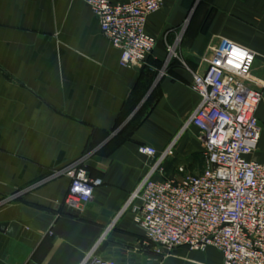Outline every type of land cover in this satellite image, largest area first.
<instances>
[{
  "label": "crops",
  "instance_id": "1",
  "mask_svg": "<svg viewBox=\"0 0 264 264\" xmlns=\"http://www.w3.org/2000/svg\"><path fill=\"white\" fill-rule=\"evenodd\" d=\"M188 9L185 0H165L148 19L153 53L123 66L83 0H0V222L17 224L13 234L0 231V264H82L91 253L117 264H223L212 248L173 253L147 244L136 222L143 202L133 195L160 158L141 145L160 155L171 149L155 177L206 167L191 172L204 149L189 124L200 102L191 83L222 39L256 53L248 84L263 100L251 159L264 161V0H212L209 27L171 62L168 45ZM83 158L103 185L79 210L65 205L71 180L60 173Z\"/></svg>",
  "mask_w": 264,
  "mask_h": 264
},
{
  "label": "built area",
  "instance_id": "2",
  "mask_svg": "<svg viewBox=\"0 0 264 264\" xmlns=\"http://www.w3.org/2000/svg\"><path fill=\"white\" fill-rule=\"evenodd\" d=\"M83 1L97 16L103 35L120 51L123 66L147 62L158 41L147 29L148 19L165 0ZM209 49L206 69L193 72L191 87L200 102L189 120L199 129L206 167L181 179H158L155 175L164 173L162 163L171 149L160 155L156 147L141 145L142 154L160 158L133 195L143 202L136 222L147 244L190 251L213 247L223 264H264V161L251 159L261 139L257 111L263 92L248 84L256 53L227 39ZM174 50L168 45L171 56H177ZM64 171L71 180L65 205L81 210L103 179L92 177L84 165ZM82 264L117 262L90 254Z\"/></svg>",
  "mask_w": 264,
  "mask_h": 264
},
{
  "label": "rangeland",
  "instance_id": "3",
  "mask_svg": "<svg viewBox=\"0 0 264 264\" xmlns=\"http://www.w3.org/2000/svg\"><path fill=\"white\" fill-rule=\"evenodd\" d=\"M185 1L189 4V9H188V13H187L185 19L181 22V24L178 26V28L174 31L175 33L173 34V37L177 36V41H176V44L174 45L175 46L174 52L177 56H173V55L171 56L169 53L168 58L170 61L174 57H177V58L179 57V50L183 44L185 45L186 43H188V44H189V42L191 43V41L189 39L190 37H194L201 30L203 31V30L207 29L209 27V24H210L212 11H213L212 10V0H185ZM169 34H167V38H168ZM144 117L145 116H143V115H140V116L137 115L136 119L137 120H144ZM197 157H198L197 161H195V163L191 164V172H194L193 170H197V171L201 170V169H203V167L206 166V163H205L206 161H205L203 152L199 153L197 155ZM75 164L87 166L86 158L79 160V162H77ZM163 165H164V162L162 163V166ZM60 174L66 175L68 177L67 171H63ZM58 176H61V175H58ZM157 178H159V176H157ZM181 178H179V179H181ZM159 179H161V178H159ZM155 246L160 247L158 245H155ZM161 247L168 248L171 251H173V253L176 251L177 248H180V247L170 248V247H166V246H161ZM210 248L215 249L213 247H210ZM205 250H207V249H205ZM205 250H200V251H205ZM215 250H217V249H215ZM192 252H195V251H192ZM105 258L114 259L111 257H105Z\"/></svg>",
  "mask_w": 264,
  "mask_h": 264
},
{
  "label": "water",
  "instance_id": "4",
  "mask_svg": "<svg viewBox=\"0 0 264 264\" xmlns=\"http://www.w3.org/2000/svg\"><path fill=\"white\" fill-rule=\"evenodd\" d=\"M17 226L16 223H11L9 224L8 222H0V231L1 232H6L13 234L14 228Z\"/></svg>",
  "mask_w": 264,
  "mask_h": 264
},
{
  "label": "snow or ice",
  "instance_id": "5",
  "mask_svg": "<svg viewBox=\"0 0 264 264\" xmlns=\"http://www.w3.org/2000/svg\"><path fill=\"white\" fill-rule=\"evenodd\" d=\"M236 55L243 56L244 54H243V53L236 52ZM230 63H231V62H230ZM237 67H239V65H237Z\"/></svg>",
  "mask_w": 264,
  "mask_h": 264
},
{
  "label": "trees",
  "instance_id": "6",
  "mask_svg": "<svg viewBox=\"0 0 264 264\" xmlns=\"http://www.w3.org/2000/svg\"><path fill=\"white\" fill-rule=\"evenodd\" d=\"M201 5V4H200ZM198 9V8H197ZM178 60V58L177 57H174V58H172V60H171V62H173V61H177Z\"/></svg>",
  "mask_w": 264,
  "mask_h": 264
}]
</instances>
